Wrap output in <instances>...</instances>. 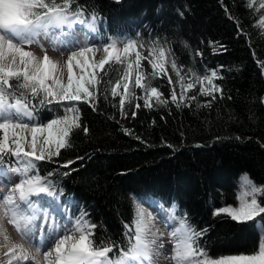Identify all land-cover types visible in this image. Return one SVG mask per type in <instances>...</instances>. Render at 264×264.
Returning <instances> with one entry per match:
<instances>
[{"label":"trees","instance_id":"1","mask_svg":"<svg viewBox=\"0 0 264 264\" xmlns=\"http://www.w3.org/2000/svg\"><path fill=\"white\" fill-rule=\"evenodd\" d=\"M76 3L84 19L95 15L102 44L112 38L146 46L159 41L189 79L190 72L217 70L223 97L216 93L212 107H203L211 98L199 95L197 87L189 94L197 96L189 101L191 107L177 108L170 102L168 78L157 76L151 84L169 103L145 107L143 92L135 89L137 97L125 104L122 117L119 96L113 98L110 87L124 66L112 62L97 86L96 110L83 101L75 104L89 132L74 130L72 146L52 161H37L36 173L53 186L69 212L97 225L98 241L117 243L113 259L119 247H128L125 224L133 222L135 201L151 197L174 204L179 216L187 214L190 224L204 231L199 244L209 258L256 251L261 241L257 223L264 228V216L241 223L214 213L237 205L241 173L264 187V70L258 63L264 61V30L257 26L264 10L258 0ZM60 115L55 104H37L34 121L46 123ZM68 160L74 163L63 167Z\"/></svg>","mask_w":264,"mask_h":264},{"label":"snow or ice","instance_id":"2","mask_svg":"<svg viewBox=\"0 0 264 264\" xmlns=\"http://www.w3.org/2000/svg\"><path fill=\"white\" fill-rule=\"evenodd\" d=\"M258 2L259 8L264 10V0ZM249 7H254V3L250 2ZM84 16L85 11L76 0H0V183L12 182V174L19 177L11 183L6 194H0L3 264H159L154 257L158 258L162 250L166 251L164 243L158 244L160 234L152 230V214L145 213L139 204L135 207L132 224H125L128 247H119L115 259L111 254L118 248L117 243L98 241L95 236L97 225L84 214L76 219L71 231L59 223L60 206L54 203L56 191L36 173V162L59 157L63 149L72 146L74 130L82 129L87 134L89 129L82 126L77 107H66L63 116L47 123L33 122L37 104L44 107L65 101H83L95 111L97 86L103 82L106 65L112 62L125 66L123 74L110 87L111 96H119L122 117L126 115L125 104L137 97L135 89L143 92L140 98L145 107L169 103L158 87L151 84L157 76L168 78L169 85L173 86L170 102L177 108L191 107L189 101H196L197 96L189 94L197 87L199 95L211 98L203 107H212L216 93L223 97V88L216 83L223 77L217 70L204 75L190 72L189 79L172 59L171 70L176 73V81H173L167 70L171 50L159 45V41L150 46L135 40L117 42L110 39L101 45L87 39L81 42L75 33L77 23L86 24L89 33L97 31L95 15L91 20ZM257 26L264 30V15L259 17ZM33 45L38 51L29 50ZM49 47L61 56L66 55V59H53ZM141 49H144L143 53ZM101 51L103 55L97 60V53ZM142 61L151 66L150 74L143 70ZM258 63L264 70V61ZM135 107L139 108L140 104ZM131 116L134 118L136 112H131ZM124 131L131 134L127 129ZM73 163L68 160L63 167ZM243 184V196L237 197L239 207L220 208L214 214L225 213L241 223L264 216V200L260 199L264 196V187L258 188L246 176ZM41 194L53 198L48 207H44V202L39 199ZM33 197L38 199L33 200ZM143 203L157 207L155 202L145 200ZM162 223L166 228H172L169 232L171 264H264V238L251 254L209 258L199 244L204 231L196 230L187 214L179 216L174 204L168 218H162ZM6 225L11 226L28 247L14 242Z\"/></svg>","mask_w":264,"mask_h":264},{"label":"rangeland","instance_id":"3","mask_svg":"<svg viewBox=\"0 0 264 264\" xmlns=\"http://www.w3.org/2000/svg\"><path fill=\"white\" fill-rule=\"evenodd\" d=\"M75 27V26H74ZM78 31V32H77ZM75 33H76V36L77 37H79V39L81 40V42H83V39H82V37H81V35H82V33H83V31L78 27V29L77 28H75ZM98 38V37H97ZM111 40H115V41H117V42H121V41H123V42H126V41H128L129 39H117V38H112ZM91 43H93V44H95V45H101L102 43H101V40H97V39H95V40H92V41H90ZM119 46L122 48V43L121 44H119ZM141 52L143 53L144 52V49H141ZM102 55H103V53H102V51L101 52H98L97 53V57H96V59L98 60L99 58H101L102 57ZM65 59H66V55H65ZM125 67V66H124ZM142 67H143V70L144 71H149L150 73L152 72V69H151V66L150 65H148L147 64V61H142ZM167 70H168V74L172 77V79H173V81H176V73L175 72H173L172 70H171V60H170V58L168 57V64H167ZM211 71H213V70H209L206 74H210L211 73ZM65 80H66V77H65ZM172 86V85H171ZM172 89H173V86H172ZM175 89H176V91H177V93L179 94V92H180V88H179V84L178 83H176V85H175ZM120 91L122 92V88L120 89ZM55 104V103H54ZM75 104H76V102H67V101H65V102H61V103H59V104H55V107H57V109L58 110H61V115L60 116H63L64 114H65V108L66 107H75ZM69 115H71V113H68ZM57 117V116H56ZM56 117H54V118H56ZM53 119V118H52ZM51 120V119H50ZM33 122H35V121H33ZM48 122V121H47ZM46 122V123H47ZM0 135H2V133H0ZM13 175V181L12 182H6V184H5V182L4 183H0V194H6L7 193V191L9 190V188L11 187V183H14V182H16V181H18V179H19V177H17V176H15V174H12ZM247 177V175L245 174V173H241L240 175H239V177H238V179H237V185H238V196H243V193H244V191H245V187H244V184H243V178L244 177ZM248 178V177H247ZM249 179V178H248ZM250 180V179H249ZM251 181V180H250ZM252 182V181H251ZM253 183V182H252ZM254 184V183H253ZM257 186V185H256ZM258 187V186H257ZM2 188V189H1ZM259 188V187H258ZM4 192V193H3ZM264 197V196H263ZM33 200H36V199H38V198H36V197H33L32 198ZM40 200H42L43 202H44V207H48V203L49 202H53V198L52 197H47L46 195H44V194H41V197L39 198ZM136 202V205L137 204H139L140 205V207H142L143 208V210L145 211V213H151L152 214V219H153V222H154V226L155 225H158V222H160L158 219H155V217H156V215H155V213H158V211L160 210V209H162L163 210V212H162V214L164 213V215H166V217H168V215H169V209L168 210H166L164 207H160V206H157L156 208H149L150 206H149V204H143V203H140V202H137V201H135ZM54 203H57V204H59V206H60V212H59V214H58V221H59V223H60V221L62 222V224H64V225H66V228L67 227H72V226H74L75 225V221H76V219L77 218H79L80 216H81V214H75L74 216H72L71 214V216L70 215H68V206H65L64 204H61L59 201H58V197H56V199H55V201H54ZM239 203H240V200L238 199V203H237V205L235 206V207H239ZM149 206V207H148ZM225 207H228V206H225ZM233 207V206H232ZM222 208H224V207H222ZM161 216V215H160ZM41 220L43 221V217H41ZM156 220V221H155ZM51 222V221H50ZM157 223V224H156ZM177 225H178V223H177ZM257 226H258V228H259V231H260V234H261V239L262 238H264V228L262 227V225H261V223H257ZM72 229V228H71ZM14 234H16L15 232H14ZM169 236V235H168ZM2 241V242H1ZM3 243V239H2V237H0V244H2ZM17 243H24V245L25 246H28L26 243H25V241H22V240H20L19 242H17ZM2 253H0V255H1ZM3 260H4V258L2 257V258H0V264L2 263L3 264ZM29 264H30V262H29Z\"/></svg>","mask_w":264,"mask_h":264},{"label":"bare ground","instance_id":"4","mask_svg":"<svg viewBox=\"0 0 264 264\" xmlns=\"http://www.w3.org/2000/svg\"><path fill=\"white\" fill-rule=\"evenodd\" d=\"M78 32V31H77ZM77 37V36H76ZM79 39V37H78ZM80 40V39H79ZM81 41V40H80ZM29 50H32V51H38V49L36 48L35 45L31 46V48ZM48 52H49V55L53 58V59H56V60H61L63 61L65 59V56H61V54L59 52H56V51H53L51 49V47L48 48ZM65 77H66V73H65ZM7 182V181H6ZM5 182V184H6ZM10 183V182H9ZM2 189V188H1ZM4 193V192H3ZM149 207V206H148ZM151 208V207H149ZM166 209V208H165ZM168 210V209H166ZM163 210L160 209L158 211V213H155L156 217L155 219H158L160 222H158V225H155L153 226V231L154 232H157L160 234V240H158V244L159 243H164L165 245V248H166V251L162 250V255L160 257H154V259H158L159 260V264H171V261H170V256H171V250H172V243L170 241V238H169V232L172 231V228H166L164 226V224L162 223V218L163 219H167L168 217H166V215H164V213L162 214ZM161 215V216H160ZM156 221V220H155ZM42 222V220H41ZM178 223V221H177ZM157 224V223H156ZM177 225H173V227H176ZM6 227L8 228V232L9 234L11 235L12 237V240L14 242H19L21 240L20 236L18 234H14L15 230L9 226V225H6ZM74 226L72 227H67L66 230L68 231H71ZM16 233V232H15ZM38 235V234H37ZM2 242V241H1ZM26 243V242H25ZM27 244V243H26ZM28 245V244H27ZM25 247H28V246H25ZM2 254L0 255V258H2ZM2 264V263H1Z\"/></svg>","mask_w":264,"mask_h":264}]
</instances>
